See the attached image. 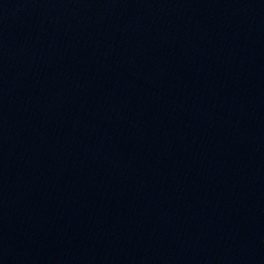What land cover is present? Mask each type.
I'll return each mask as SVG.
<instances>
[{"label": "water", "instance_id": "95a60500", "mask_svg": "<svg viewBox=\"0 0 264 264\" xmlns=\"http://www.w3.org/2000/svg\"><path fill=\"white\" fill-rule=\"evenodd\" d=\"M0 264H264V0H0Z\"/></svg>", "mask_w": 264, "mask_h": 264}]
</instances>
